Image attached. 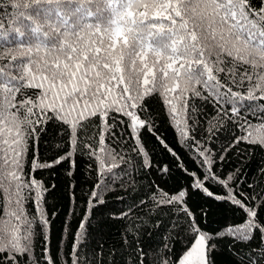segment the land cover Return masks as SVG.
<instances>
[{"label":"snow or ice","instance_id":"1","mask_svg":"<svg viewBox=\"0 0 264 264\" xmlns=\"http://www.w3.org/2000/svg\"><path fill=\"white\" fill-rule=\"evenodd\" d=\"M153 98L180 152L159 131ZM49 123L61 139L53 140L54 156L41 158ZM221 130L234 139L213 149ZM145 132L155 140L151 147ZM242 141L264 149V0H0V264H93L82 253L87 226L106 205L105 194L126 177L136 184L141 171L155 172L146 199L107 213L134 218L122 240L127 251L133 236L137 264L148 255L151 264H264V188L250 194L245 180L237 181L239 168L223 169L225 154ZM78 156L87 159L86 181L93 183L83 191L70 250L66 219L53 253L57 213L50 218L45 205L56 184L35 173L66 163L71 178ZM257 175L249 189L264 183V167ZM74 189L72 182L68 215L76 214ZM194 196L228 204L241 222L206 230L207 210L190 205ZM149 201L150 214L163 207L172 214L155 253L140 246L144 218L133 217ZM170 241L180 243L179 252ZM100 247L95 264H103Z\"/></svg>","mask_w":264,"mask_h":264},{"label":"trees","instance_id":"2","mask_svg":"<svg viewBox=\"0 0 264 264\" xmlns=\"http://www.w3.org/2000/svg\"><path fill=\"white\" fill-rule=\"evenodd\" d=\"M195 103L198 107H203L209 116L215 115L211 104L201 102L199 99H197ZM151 105L152 111L154 113H159V131L162 132L167 138V141L173 147H175L178 152H180L181 150L176 144V133L174 129L169 127L167 124V117L164 114L162 104L158 99L153 98ZM200 119L203 123V116H201ZM249 119H251V117H249ZM228 127H233L230 122ZM205 135L207 134L205 133ZM236 135H240V132L237 131ZM144 136L149 144V147H151L152 144L155 143V140L146 132L144 133ZM217 137L218 139L214 138L216 139V142L211 145L213 149H220L221 145L227 147L231 140L234 139L232 133L225 130L218 132ZM60 139L61 138L58 136V128L52 123H49L47 131L41 135L39 140V156L41 158H51L54 156L55 149L53 147V140L59 141ZM181 155L183 156L184 153L181 152ZM158 158L159 157H154V159ZM185 159L190 167L194 166L192 162L187 159V157H185ZM87 163L88 161L86 158L78 156L77 167L74 176L71 178L66 175V169L68 168L66 163L56 168L41 170L35 173L36 179H42L46 185L50 186L52 183L56 184V188L47 194V202L45 205L50 218L52 212L57 213L55 219L52 222L51 230V246L53 253H55L57 242L60 240L62 234H65L66 219L70 223V228L66 233V251L70 250L73 234L78 228L79 222L82 219L83 208L81 206L85 201L83 191H86L93 183L92 179L86 181V174L84 170ZM261 167H264V149L258 145L246 144L243 141L230 148V150L225 154V160L223 162V169L225 172L232 171L237 168L240 169V173L237 176V181L244 179L245 183L242 185L243 189L247 192H250V194L253 191L259 192L261 188H264V183L258 184L254 189L248 188V184H251L254 180L258 179L257 173L258 169ZM154 178L155 172L149 176L147 173L141 171L139 174L134 176L136 184H131L130 180L132 178L126 177L124 181H118L113 187V190L108 191L105 194L107 203L103 206L102 210H96L91 224L87 226L88 235L82 245V253L88 259L93 260V264H95L94 258L96 253L99 252V249L101 251V245L103 246V264H109L110 259L113 261V264H127V258L129 256L132 257L133 264H137V254L135 253L136 242L133 240V236L128 235V240L131 243L128 246L127 251H124V244L122 240V233L125 232V229L129 223H135L134 218L132 220H129L128 218L112 219L107 213L109 211L119 213L121 210L126 209L128 205L138 202L141 199H146L148 190L145 186L151 183V180ZM72 182L75 183L74 191L76 196V214L68 215V185ZM120 183H125V188H121L119 186ZM162 187H165L167 190L172 187V182L169 181L167 185H162ZM214 191L219 192L221 190L214 189ZM120 197H123V199H119ZM190 205L193 207L197 205H203V207L207 210L206 221H202L201 225L206 230H219L229 221L232 223L241 222V217L237 216L235 211L226 203H220L203 197L198 198L194 196L190 201ZM151 208L152 204L151 201H149L148 204L142 208L135 209L133 214V217L141 216L144 218L143 226L139 229V244L145 253H155L158 247H162L164 243L163 237L166 234V230L169 227V221L172 216L168 207L157 209V214L154 215L149 213V209ZM197 211H199L198 208ZM163 213H168V215ZM157 221H160V227L158 228L155 227ZM40 243L41 238L37 237V253L40 251ZM170 243H175V247L173 249L174 252L180 251V243L174 241H170ZM256 243L257 241H252L251 246L254 247ZM237 246L239 247V245ZM113 249H115V255L110 256V253ZM152 259L153 256L148 255L146 257L145 264H151ZM219 259L222 261L226 260L227 256L221 254Z\"/></svg>","mask_w":264,"mask_h":264},{"label":"bare ground","instance_id":"3","mask_svg":"<svg viewBox=\"0 0 264 264\" xmlns=\"http://www.w3.org/2000/svg\"><path fill=\"white\" fill-rule=\"evenodd\" d=\"M262 164V163H261ZM263 166V165H262ZM256 171V170H255ZM255 175V174H254ZM253 177V176H252ZM251 179V178H250ZM244 180V179H243ZM251 181H252V179H251ZM144 187V186H143ZM243 187V186H242ZM259 190V189H258ZM257 191V190H256ZM250 193V192H249ZM147 197V196H146ZM157 214V213H156ZM164 214V213H163ZM152 216V215H151ZM156 216V215H155ZM72 218V217H71ZM157 218V217H156ZM63 226V225H62ZM64 227V226H63ZM64 229V228H63ZM60 235H61V233H60ZM59 238V237H58ZM68 238V237H67ZM67 247V246H66ZM85 250V249H84ZM99 251H100V249H99Z\"/></svg>","mask_w":264,"mask_h":264}]
</instances>
